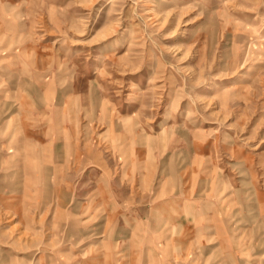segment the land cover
<instances>
[{
  "label": "rangeland",
  "instance_id": "rangeland-1",
  "mask_svg": "<svg viewBox=\"0 0 264 264\" xmlns=\"http://www.w3.org/2000/svg\"><path fill=\"white\" fill-rule=\"evenodd\" d=\"M0 58L16 63L0 71L13 87L35 86V164L48 175L19 213L0 195V264H207V228L189 251L156 225L133 227L130 250L76 239V204L115 191L135 204L166 181L180 208L163 212L192 214L181 190L195 160L208 171L196 187L244 190L245 227L261 223L244 237L262 252L251 186L264 190V0H0ZM158 241L167 258L141 250Z\"/></svg>",
  "mask_w": 264,
  "mask_h": 264
},
{
  "label": "crops",
  "instance_id": "crops-1",
  "mask_svg": "<svg viewBox=\"0 0 264 264\" xmlns=\"http://www.w3.org/2000/svg\"><path fill=\"white\" fill-rule=\"evenodd\" d=\"M10 56L13 57V53ZM15 64L13 60H8L4 64H0V71L5 66L14 71L13 66ZM12 70L9 69V71ZM0 75V195L6 194L8 198L6 206L12 207L18 212L21 205L19 203L20 194H23L26 188L31 190L26 193H33L36 189V179L48 175L44 173L41 175V169L37 170L35 164L37 140L35 115L33 114L36 113L35 86L32 85L27 91L21 89L22 92H20L17 89L20 87L18 79H14L16 85L13 87V80H11L15 76L13 72L9 74L1 72ZM45 96H47L46 92ZM19 113L20 115L17 117L16 115ZM18 133H23L26 137H24L23 148L17 142ZM26 139L27 143H25ZM24 147L28 150H25ZM26 161L32 162V164H28L27 169H24L25 166H22L21 169V163H26ZM204 161H207V159H204ZM195 162L199 164L195 165L192 170L187 171L186 175L182 177L186 178V184L188 185L181 190L187 194V197L181 201L187 204L186 211H192V214L183 213L179 217H171V215L163 212L180 208V198L174 196L179 192L173 190L172 184L165 185L166 181L159 185L156 192H148L147 189L143 192L141 198L145 197L144 194L148 197L135 204L125 202L120 191H115V196H113L111 202H104L98 197L97 202H83L79 204V207L78 203L76 204L75 209L80 211L76 214L81 215V218L77 220L85 222L82 228L77 227L79 235L76 239L79 240L82 237V241L89 240L92 235L93 238L89 242L96 244L108 241V247L114 245L115 248L119 246L117 242L122 241L127 243L123 250H130V242H132V235L135 232L133 227L138 225L141 229L145 227L144 231L146 232L148 226L156 225L157 230L155 232L161 234V236L164 232L169 233V231L177 229L181 234V238L177 242V248L181 245L182 251L187 249L189 251L192 246L191 243L196 239L195 233L207 228L205 238L207 240V264H264V249L261 252L257 248L260 238L258 237L256 240L254 237L250 242L249 238L245 239L244 237L245 228H248L251 232L255 229L254 227L260 229L261 225V223L254 222L245 227L243 208L246 201L244 190L238 186L233 191L223 193L226 187H223V190H220L221 192H218L219 190L215 189L213 185L210 186L209 190L205 187L201 189L199 185L196 187V179L200 181L208 171L205 169L207 168L206 165H202L200 161L195 160ZM169 175V179H172L173 174L170 173ZM175 175L180 176L179 172H176ZM134 176L135 178H144L145 174L142 171L139 175ZM21 179H24L23 184L19 186ZM30 179L33 180L32 184H30ZM210 179L212 184L215 180L213 177ZM251 187L252 209H255V212L259 215L261 211L264 213V190H261L257 183H254ZM97 192L101 193V191ZM213 192L214 194L216 192L218 194L223 193V195L214 198ZM228 203L233 204L229 212ZM183 208L181 207V209ZM70 209H73V207ZM239 213L241 217H238ZM163 226H167V228H158ZM186 230L188 234L193 236L188 235L187 238H184V235L187 234H184ZM197 239L202 240V237L199 236ZM142 247L155 250L158 258H167L168 256L159 241L155 244L152 243L150 247L148 244L142 245L141 250ZM249 248L252 249L250 256L245 255L246 249ZM185 256L182 254V257Z\"/></svg>",
  "mask_w": 264,
  "mask_h": 264
},
{
  "label": "bare ground",
  "instance_id": "bare-ground-1",
  "mask_svg": "<svg viewBox=\"0 0 264 264\" xmlns=\"http://www.w3.org/2000/svg\"><path fill=\"white\" fill-rule=\"evenodd\" d=\"M32 84H33V83H32ZM10 102H11V101H10ZM13 102H14V101H13ZM3 105H4V104H3ZM13 106H14V105H13ZM8 113H9V112H8ZM66 137H67V136H66ZM57 143H58V142H57ZM44 178H45V177H44ZM17 183H18V182H17ZM195 196H196V194H195ZM59 198H60V197H59ZM172 229H173V228H172ZM172 231H173V230H172ZM108 233H109V232H108ZM108 233H107V234H108ZM107 234H106V235H107ZM102 236H103V235H102ZM102 241H103V240H102ZM117 243H118V242H117ZM262 260H263V258H262Z\"/></svg>",
  "mask_w": 264,
  "mask_h": 264
}]
</instances>
